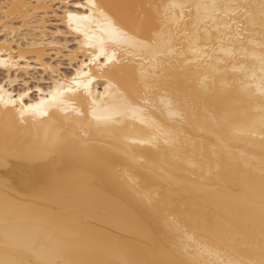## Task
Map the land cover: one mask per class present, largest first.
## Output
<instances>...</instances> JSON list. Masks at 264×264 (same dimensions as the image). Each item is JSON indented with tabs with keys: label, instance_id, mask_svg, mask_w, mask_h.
I'll list each match as a JSON object with an SVG mask.
<instances>
[{
	"label": "snow or ice",
	"instance_id": "obj_1",
	"mask_svg": "<svg viewBox=\"0 0 264 264\" xmlns=\"http://www.w3.org/2000/svg\"><path fill=\"white\" fill-rule=\"evenodd\" d=\"M10 7L16 6L5 5L0 16L4 20L5 36L9 20L21 21L15 24L13 36H16L15 27L20 29V36L28 34L26 28L38 24L43 25L41 30L45 32L51 28L53 48L58 46L64 50L61 55L65 56V60L58 59L51 66L43 61L44 69L50 76H41L37 72V83L32 84L30 73L24 80L20 79L19 70L30 67V58L22 47L20 51L0 58V69L5 74V78L0 80V111L4 116L3 146L0 148V207L3 210L6 249L0 264H264V163L259 175L250 177L247 182L253 213L244 237L245 243L238 247L239 239L232 232L207 227L201 221L193 220L190 229L186 227L183 235L191 231L189 238L195 247L185 245L182 239L170 241L160 249L169 258L160 261L129 254V246L123 243L126 237L120 231H113L112 228L92 231L98 227L97 222L106 220L108 205L117 199V195L103 185V173L111 170H96L67 159L91 156L87 143L78 140L81 132L87 129L91 136L92 129L114 128L121 123V117L138 120L161 131L168 137L164 143L169 147L179 143V130L173 134L161 129L156 119L145 118L147 113L158 111L151 96L165 88V82L159 79L144 81L141 90L136 93L113 91L116 85L108 78V72L126 63L124 54L136 49L141 58L144 54L153 59L167 54L175 62L184 64L189 73L209 70L211 83L206 80L202 82V87L213 88L217 77L223 79L224 76V71L218 66L228 63L217 54V47L226 57L234 58L236 55L234 48L224 47V34L220 33L218 23H224V27L232 31V25L220 21L221 15H228V9L232 10V17L242 15L245 21L232 20L236 31L234 37H229V42L240 46L241 60L250 56L256 62L251 67L245 63H240L239 67L232 66V72L240 74L234 79L247 82L245 95L238 99L237 104L245 115L249 109L254 113L250 132L255 135L259 131L261 148L264 149V0L258 4L198 3L194 6L171 2L163 6V15H160L157 6V12L149 19V23L155 26L150 28L148 35L142 34L143 20L147 17L141 16V24L128 27L112 11L116 7L143 8L144 5L118 6L98 0H56L54 4L52 0H44L43 4L31 5L36 9L34 16L19 17L10 16ZM146 7L151 9L153 5ZM193 7L195 17L191 15ZM209 21L217 25L215 45ZM171 25H175V31ZM256 28H259L262 39L258 44L253 40L248 43L261 51L249 54L243 47L245 37L252 35L249 29ZM180 36L184 39H179ZM5 43L9 41L5 40ZM73 45L78 46L75 56L72 54ZM0 56L5 54L0 53ZM35 58L36 54L32 53L31 59ZM65 63L70 71L66 75L58 73L57 66L63 67ZM40 64L41 61L37 60L36 67L39 68ZM13 69L17 70L15 74ZM41 80L47 81V84L40 83ZM14 86H19L18 91ZM99 88L103 89L102 93ZM167 111L170 117H175L174 123L185 120L179 103L169 100ZM48 121L52 122L51 126ZM38 126L43 128L42 134H33L32 129ZM58 130L64 135H60ZM213 136L215 140L211 139ZM207 143L213 155L218 147H227L225 140L214 131L209 133ZM58 156L65 158V162L53 166L54 158ZM136 195L147 215H161L159 198L154 200L150 195L139 192ZM21 220L34 225L35 233L43 232L49 236L56 233L62 239L51 248H36L30 239L13 238L10 235L12 226ZM173 222L174 218L164 217L165 224ZM110 223L121 230L133 227L128 218H113ZM201 230L203 241L195 238L196 232ZM86 236L93 237V242L84 246L82 242ZM9 247L29 252L32 259L21 261L12 258L8 253ZM73 250L77 252L76 256L71 255ZM204 252L214 255L216 260L210 262L204 259ZM155 253L156 249H153V255ZM110 255H117L118 258L108 259Z\"/></svg>",
	"mask_w": 264,
	"mask_h": 264
},
{
	"label": "bare ground",
	"instance_id": "obj_2",
	"mask_svg": "<svg viewBox=\"0 0 264 264\" xmlns=\"http://www.w3.org/2000/svg\"><path fill=\"white\" fill-rule=\"evenodd\" d=\"M98 2L118 6L144 5L143 8L116 7L112 11L128 27L141 24V16L147 17L148 19L143 20L142 34L148 35L150 28L155 26L149 23V19L157 12V6H159L160 15H163V6L171 2L188 3L194 6L198 3L258 4L260 0H98ZM43 3L44 0H0V16L5 5L16 6L10 7V16L19 17L28 14L34 16L36 9L31 5ZM52 3L55 4L56 0H52ZM149 4L153 5V8H147ZM227 11L228 15H221L220 21L232 25V31L229 32L224 27V23L218 22L220 33L224 34V47L234 48L236 55L234 58L226 57L217 47V54L228 63L218 66L224 71V76L223 79L217 77L213 88L202 87V82L206 80L211 83L209 70L189 73L184 64L175 62L174 58L167 54L155 59L144 54L141 58V53L136 49H131L124 54L126 63L111 68L108 72V78H111L116 85L113 91L127 90L136 93L141 90L144 81L152 82L154 79L164 81L166 87L151 96L158 111L154 114L147 113L145 118L156 119L161 129H167L173 134L179 130V143L169 147L164 143L168 137L161 131L150 128L138 120L121 117V123L114 128L99 131L92 129L91 136L88 135L87 129L79 134L78 140L87 143L91 149V156L67 157V159L76 160L84 167L111 170V172L103 173V185L111 189L117 195V199L108 205L109 215L106 220L97 222L98 227L92 231L99 232L105 228L120 231V234L126 237L123 243L129 246L127 249L129 254L139 258L167 260L168 255L160 249L165 243L173 240L182 239L185 245L195 247L192 239L189 238L192 232L189 231L187 235H183L184 229L186 227L190 229L193 220H199L207 227L232 232L239 239L238 247L245 243L244 237L253 213L252 196L247 182L250 177L259 175V169L264 163V149L261 148L259 131L255 135L250 132L251 117L254 113L249 109L248 114L245 115L240 110L241 106L237 104L238 99L245 95L247 82L242 83L240 79H234L240 74L231 70L233 64L239 67L240 63H245L251 67L256 62L250 56L246 60H241L243 54L240 52V46L229 42V37H234L236 31V25L232 23V20L242 23L245 21L242 15L232 17V10ZM178 13L179 10H177ZM191 15L195 17V7ZM20 22V20H9L8 34L0 39V53H4L5 56L0 58H6L8 53L20 51L22 47L30 58V67L21 68L20 77L37 68V60L41 61L39 69L46 71L42 62H48L51 54L60 53L56 47L53 48V37L49 36L48 31L41 30L43 25L38 24L27 28L29 37L26 36L23 39L25 41L23 45L22 40H15V36H12L15 24ZM209 24L213 30L215 45L217 25L212 24L211 21ZM3 25L4 20L0 18V27L4 29ZM171 27L175 31V25ZM182 27L183 23H181ZM15 31L18 33L20 29L15 27ZM249 32L252 35L245 37L243 47L249 54L252 52L259 54L261 49L248 41L253 40L258 44L262 39L260 30L259 28L249 29ZM179 39L183 40L184 37L180 36ZM5 40L9 43H5ZM32 53L36 54L35 59H31ZM72 54L75 56V50ZM14 58L18 59L17 56ZM49 65L51 66L50 63ZM12 71L15 74L17 70ZM0 72L4 74L2 69ZM16 89L18 91V88ZM98 91L102 93L103 89L99 88ZM162 100L163 103H161ZM169 100L174 104L179 103L181 111L185 114V120L179 124L174 123L175 117L169 116L167 111ZM3 121V112L0 111V148L3 146ZM51 124L52 122L48 121V125L51 126ZM32 131L33 134L37 132L42 134L43 128L38 126ZM58 131L60 135H64L63 131ZM212 131L222 137L227 144V147H218L215 155L209 151L207 143L209 133ZM211 139L215 140V136ZM141 141H151V143H141ZM64 162L65 158L58 156L54 158L53 166L62 165ZM136 192L150 195L154 200L159 198L161 215L157 217L147 215L143 211V205ZM2 216L3 210L0 207V259L4 258L6 251ZM165 216L174 218V222L171 225L165 224ZM113 218H128L133 227L121 230L114 223H110ZM12 229L10 235L13 238L19 236L30 239L36 248H51L62 239L56 233L51 236L43 232L35 233L34 225L25 220L14 224ZM195 238L203 241V231H197ZM91 242L93 237L86 236L82 243L86 246ZM153 249H156L155 255H153ZM8 253L12 258L21 261L32 259L30 253L22 249L9 247ZM71 255L76 256L77 252L73 250ZM117 258V255L108 257L113 260ZM203 258L210 262L216 260L214 255H209L207 252L203 253Z\"/></svg>",
	"mask_w": 264,
	"mask_h": 264
},
{
	"label": "rangeland",
	"instance_id": "obj_3",
	"mask_svg": "<svg viewBox=\"0 0 264 264\" xmlns=\"http://www.w3.org/2000/svg\"><path fill=\"white\" fill-rule=\"evenodd\" d=\"M27 30H29V29H25V32L27 33L28 31ZM0 39H2L3 37H5V33L3 32L4 31V29L3 28H1L0 27ZM20 32H18V33H16V36H15V40H18L19 41V39H20V41H21V43L24 45L25 44V41H23V39L27 36V37H29V33L27 34V35H25V36H20V34H19ZM48 33H49V36H52L53 37V32L51 31V28H49V31H48ZM17 34H18V36H17ZM13 36V35H12ZM11 36V37H12ZM10 37V38H11ZM12 38H14V37H12ZM22 38V39H21ZM17 46V45H16ZM58 50H59V52L60 53H56V54H54V55H52L51 54V56L49 57V59H48V62L52 65V64H55L56 63V61L59 59V60H61V61H64L65 60V56L64 55H61V52L62 51H64V50H62V49H60L58 46L56 47ZM75 48H76V45H73V51L75 50ZM57 68H58V71L59 72H63L64 74H67L69 71H70V69L67 67V63H65V66H63V67H60L59 65L57 66ZM37 72H39L40 73V75L41 76H44V75H49L50 76V73H47V71H45V70H42V69H39V68H34V69H32V70H30L29 71V73L31 74V83L32 84H36L37 83V80H36V73ZM28 73V74H29ZM28 74H24V75H22L21 77H20V79L21 80H24L25 79V76H27ZM2 78H5L4 77V74H2L1 72H0V80H2ZM40 83H43V84H47V81H45V80H41V81H39ZM16 88H19V86L18 87H16Z\"/></svg>",
	"mask_w": 264,
	"mask_h": 264
}]
</instances>
